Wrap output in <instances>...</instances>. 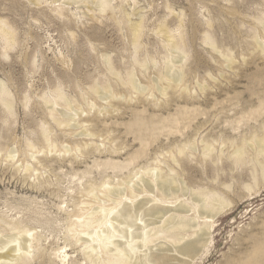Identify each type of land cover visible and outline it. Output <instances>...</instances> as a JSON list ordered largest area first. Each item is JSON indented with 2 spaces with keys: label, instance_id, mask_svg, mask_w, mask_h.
Segmentation results:
<instances>
[{
  "label": "rangeland",
  "instance_id": "rangeland-1",
  "mask_svg": "<svg viewBox=\"0 0 264 264\" xmlns=\"http://www.w3.org/2000/svg\"><path fill=\"white\" fill-rule=\"evenodd\" d=\"M67 1L41 0L35 5L28 0H0V22L13 33L12 44L0 35V79L6 85L5 97L11 105L9 112L0 102V216L8 221H24V225L42 237L43 259L36 257L35 249L25 262L62 264L54 253L66 246L72 258L66 264H82L83 242L76 244L72 238L68 213L76 210L75 213L83 214L78 207L86 206L80 203L92 199L80 193L108 181L104 172L110 176L112 185L121 184L122 177L129 174L127 170L122 174L104 170L105 165L97 169L94 162L105 163L111 158L105 148L112 143L125 148L123 155L140 149L132 136H125L133 113L146 118L161 115L166 118L175 114L178 104L186 107L194 103L201 105V109L206 105L209 114L198 116L191 127L184 130L188 141L223 135L226 148L219 162V144H215L217 148L209 158L199 154L202 153L201 143L196 152L189 150L182 163L193 173L190 170L185 178L189 179L192 173L190 178L201 180L210 190L218 191L227 200L228 207L215 219L209 244L191 264H254L256 251L264 248V180L257 162L264 165V156H257L245 146L244 140H250L252 135L263 137L260 123H264V117L257 123L238 126L229 124L237 117L228 112L231 108L238 109L237 112L250 103V106L258 104L252 94L264 91V52L254 40L260 38L264 30L258 24L264 20V0H108L105 8L90 0ZM131 23L142 25L137 49L133 46ZM163 27L173 32L179 49L188 55L184 70L189 72L186 85L190 88L184 93L189 98L170 88L165 98L170 101L168 111L164 110L168 106L158 92L155 96L161 98V103L157 106V99L145 94L140 97L141 94L129 88L132 74L140 86L148 87L165 73L167 57L171 54L159 31ZM207 36H212L218 44L223 41L224 49L213 51L204 43ZM262 39L260 42L264 43ZM222 53L234 58L233 68L226 66ZM197 83L206 85V89L201 92ZM96 88L103 90L102 93L112 90L116 97L110 101L112 107L109 105L104 115L98 112L109 100L104 96L103 99L96 97L93 93ZM59 96L69 100L74 110L71 111ZM228 99H234L233 106ZM214 100L221 104L214 107ZM54 103L57 112L51 116L50 108ZM88 103H95L96 108L91 111ZM223 106L228 108L225 115L219 114ZM80 107L90 113L81 114ZM75 113L81 115L76 117ZM94 116L106 122L98 123L100 130L108 125L105 131L108 134L103 131L106 135L101 132L98 138L82 136L83 128L93 125L85 120ZM69 117H75L74 121ZM45 136L56 144L51 154H48ZM186 138L180 134L169 139L162 137L150 148L149 158H153L150 165L155 164L163 148L174 144L176 139L179 142ZM104 140L108 144L100 146ZM82 142H89L86 155L74 149L79 146L84 151ZM232 142L245 146L246 153L240 162L231 157ZM31 146L41 154L33 157ZM63 147L71 151L64 154ZM10 151H14V159L9 157ZM112 159L115 163L121 162L126 155ZM163 160L160 157L165 168L169 163ZM145 164L143 161L141 165ZM25 166H29L30 171ZM164 174L169 173L165 170ZM2 234L10 236L13 232Z\"/></svg>",
  "mask_w": 264,
  "mask_h": 264
},
{
  "label": "bare ground",
  "instance_id": "bare-ground-1",
  "mask_svg": "<svg viewBox=\"0 0 264 264\" xmlns=\"http://www.w3.org/2000/svg\"><path fill=\"white\" fill-rule=\"evenodd\" d=\"M28 1L35 5H39L41 3V0ZM69 1L75 3L79 0H68L67 2ZM90 1H93V3L97 4V6L100 8H105L108 6V0ZM237 12L238 11L236 10V14ZM238 13L240 14V12ZM258 24L264 28V20L259 21ZM130 27L132 32L133 46L137 49L139 33L141 31L142 25L140 23H131ZM166 28L167 27H163L161 30H159L165 39L166 48L171 54L170 57H167L165 73H163L162 77L159 79L155 81L153 80V84L151 83L148 85V87L140 86V84L137 83L138 80L136 81L134 79L135 77L133 74L131 75V80L129 82V88L137 95L141 94L140 97H142V94H145L149 96L148 98L152 97L157 99L155 102L157 106L160 105L159 103H161V98L159 96H155V92H158L162 98H164L165 103L168 106L170 101L166 99L168 98L170 88H174L176 92L183 95H186L190 91V88L186 85V77L189 72L187 74V70H184V63L186 62L188 55L185 51L179 49L176 38L173 36V32H170ZM0 35L3 39L8 40L9 44L13 41V33L7 28L5 24H3V22H0ZM261 39L264 40V30L260 38L257 37L254 39L257 47H259L261 52H264V43L263 41H261L262 43L260 42ZM204 43L211 47L215 52H219V49L222 50L225 47L223 41L218 44V41L216 42L212 36H207ZM222 56L226 58V66L233 68L232 65L235 62L233 60L234 58H228L224 53H222ZM209 77L214 79V77L211 75H209ZM120 78L121 77H118V79ZM197 87L202 92L207 86L197 83ZM99 88L93 90L94 95H96V97L101 96V98L104 96L106 101L109 100L107 101V104L104 106L103 110H99L98 112L99 115H104L103 112L105 111L108 113L107 109L112 107V103L110 104V101L116 97L112 90H106V93H102L103 90ZM172 91L174 90L172 89L171 92ZM193 92L196 93V91ZM259 93H256L255 91V93L252 94L253 96L257 97L258 104H252V106H250V103L249 107H242V109H239L237 112L235 111L238 109L233 111L232 108L229 110V112L226 111L229 113V115L233 113L234 116L237 117L233 120L234 122H230L229 124L235 123L239 126L243 123L245 126H247V124L250 122L257 123L259 122V119L264 117V91L263 93ZM6 95V85L0 79V102L10 112L11 105L5 97ZM186 96L189 98L188 95ZM59 97L66 103L67 107L71 111L74 110V108L71 106V103H68L70 102L69 100L67 102L62 96ZM128 100H130V97ZM215 100L217 101V99ZM228 100L233 106L234 104H232V101H234V99ZM172 102H174V100H172ZM210 103H208L209 106L211 105ZM88 104L90 105L89 107H91V111L93 108H96L95 103ZM219 104L221 103L216 102L214 107L218 106ZM56 106V103L52 104L50 108L51 116H53L54 112H57ZM169 106L168 109L165 108L164 110L168 111ZM82 107L78 109H80L81 114H85L86 110L84 111ZM191 107H193V109H191ZM201 107V105L197 106L194 105V103H190V105L187 104L186 107H180L178 104L175 114L169 115L166 118H164L163 115L146 118L141 116L138 112L133 113L134 115L129 125L126 127L125 136H132L133 142H137L140 146V149L134 153L128 152L125 154L126 159L121 162L115 163L113 162L112 158H122L125 156L122 154V151L123 149L125 150V148H118L116 145H114V143L110 144V147L107 148L108 146L106 145L108 142L106 144L105 140L109 141L110 139H106L107 137H104L105 142L102 141L103 144L101 143L100 146H106L105 149H107V151L110 153L111 158L105 163H98V161L94 162L95 167L98 169L101 166L104 167L105 165V168H103L104 170L111 169L113 171H118L121 174L127 170L129 174L124 179L122 177L121 184L117 183L116 185H112L109 181L110 176L104 172L103 174L106 176L108 181L104 180L106 182L97 188H93V184H90V186H92L89 187L90 189H84V191L80 193L92 199L91 202L86 203L82 201L80 203L82 206H86L84 208L77 206L80 211H83V214L81 215L79 213H75L76 210L68 213L71 218L70 233H72V238L75 240L76 244L80 243L81 241L83 242L82 246L80 247L84 256V261L82 264H191L200 255L203 248L209 244L212 229L215 227V219L222 214L225 208L228 207V203L218 191L210 190L208 187L203 185L201 180L199 182L194 178H190V174L193 173L191 168L190 170L192 173L189 174V179H187L188 177L185 178L186 175L188 176V172L190 170L188 171V169L183 166L182 159H184L185 154L189 150H195L196 152L197 149H200L199 143H201L200 152H202L199 154H201V156L204 158L212 157L214 151L217 148L215 144H219V147L217 148L219 150L217 162H219L222 160L221 157L224 153V149L226 148V143L224 142L223 135H208L207 139H204L206 138L204 137L201 139V141H195L197 140L195 138H192L195 139L192 140V142L188 141L189 136L184 133V130L191 127L190 125L195 122L198 116H207L209 114L206 111L207 108L201 109ZM225 108L226 107L223 106L219 114L225 115V110L228 109ZM90 110L86 113L89 114ZM75 114L76 117L81 115L80 113ZM69 118L75 119V117ZM74 119L72 121H74ZM225 119L229 118L225 117ZM85 122L93 123L92 127L90 126L83 128V131H81V135L88 138L97 136L101 137V132H107L109 129L107 127L108 125H103V129L100 130L102 127L98 122H101V120L97 116L88 118L85 120ZM104 123L106 124V122ZM59 124L62 126L63 123L60 122ZM73 124L75 123L73 122ZM65 125L68 126L67 124ZM260 126L261 131L264 132V123H260ZM63 127L65 126L63 125ZM77 127L79 126H76V128ZM111 130L113 129L111 128ZM96 131L99 133L96 134ZM221 133L225 135L224 132ZM250 133L252 134V132ZM178 134H180L183 138H186L187 136V138L185 140L181 139L179 142L178 139H176L177 141H175L174 144L171 143L168 148H163L160 155L157 156L158 159L156 160L155 164L150 165L149 161L153 159L149 158L150 148L154 144L158 143L162 137H167V139H169L171 136H176ZM44 138L47 143V149L49 151L48 154H51L53 151L55 152L56 144H53L47 136ZM244 142L245 146H248L257 156H264V135L263 137L252 135L250 140L245 139ZM88 146L89 142H85L83 148L84 151L79 146H76L74 149L77 153L80 152L81 155H86ZM230 146L232 148L231 157L235 158L237 162H240L246 153L245 146L239 147L234 145L233 142ZM31 148L34 152L33 157H35V154H41V152L38 151L34 146H31ZM64 150V154H68L71 151V148H64ZM8 153L9 157L14 159V151H10ZM42 153L44 152L42 151ZM99 153L101 152L99 151ZM160 157H163L164 160H168L169 165L167 164L165 168L162 167L163 164L160 161ZM96 160H98V158ZM143 161H146L145 165H141ZM257 162L260 165L262 178L264 180V165L258 160ZM24 168L27 171H30L29 166H25ZM178 169L180 170L181 174H183V176L180 174ZM165 170L169 173L168 175L164 174ZM207 171L208 170L206 169V172ZM23 225L24 221H8L5 216H0V264H27L25 259L29 260V257L34 253L35 249L37 250L36 253L38 252L36 257L39 260L41 258L43 259V249H41L42 247L40 245L42 237H40V235L35 230L29 228V226H26V224L24 226ZM5 232H13V234L10 236H4L2 233ZM66 249L67 247L64 246L57 249L54 253V255L61 260L62 264H66L67 261L72 259L71 256L67 254ZM255 256L256 260L254 261L255 263L253 262L254 264L263 263L264 248L260 249V251H256ZM259 256V259H261L262 262H258L260 261L257 259Z\"/></svg>",
  "mask_w": 264,
  "mask_h": 264
}]
</instances>
